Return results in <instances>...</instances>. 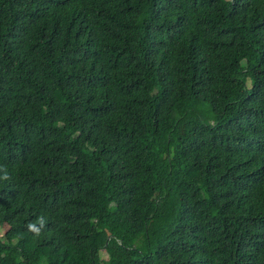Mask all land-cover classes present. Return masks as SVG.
<instances>
[{"label":"trees","instance_id":"obj_1","mask_svg":"<svg viewBox=\"0 0 264 264\" xmlns=\"http://www.w3.org/2000/svg\"><path fill=\"white\" fill-rule=\"evenodd\" d=\"M0 227V264H264V0H0Z\"/></svg>","mask_w":264,"mask_h":264},{"label":"rangeland","instance_id":"obj_2","mask_svg":"<svg viewBox=\"0 0 264 264\" xmlns=\"http://www.w3.org/2000/svg\"><path fill=\"white\" fill-rule=\"evenodd\" d=\"M5 230V227H0V233L3 232ZM102 258L104 260V262L109 258L108 253L106 252H102Z\"/></svg>","mask_w":264,"mask_h":264}]
</instances>
